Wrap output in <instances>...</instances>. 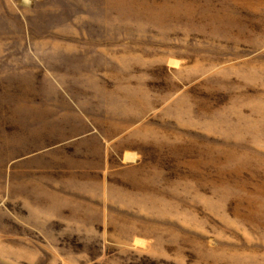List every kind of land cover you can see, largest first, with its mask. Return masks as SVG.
<instances>
[{"label": "rangeland", "instance_id": "374dc122", "mask_svg": "<svg viewBox=\"0 0 264 264\" xmlns=\"http://www.w3.org/2000/svg\"><path fill=\"white\" fill-rule=\"evenodd\" d=\"M0 264H264V0H0Z\"/></svg>", "mask_w": 264, "mask_h": 264}]
</instances>
